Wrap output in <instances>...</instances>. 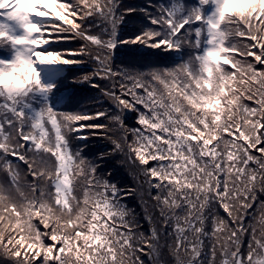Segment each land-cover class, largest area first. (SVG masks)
Listing matches in <instances>:
<instances>
[{
	"label": "snow or ice",
	"instance_id": "1",
	"mask_svg": "<svg viewBox=\"0 0 264 264\" xmlns=\"http://www.w3.org/2000/svg\"><path fill=\"white\" fill-rule=\"evenodd\" d=\"M118 7L0 0V264H264V0L150 3L154 27L120 43L181 59L146 71L111 64ZM86 63L114 110H54L39 66ZM85 132L111 151L82 155Z\"/></svg>",
	"mask_w": 264,
	"mask_h": 264
},
{
	"label": "rangeland",
	"instance_id": "2",
	"mask_svg": "<svg viewBox=\"0 0 264 264\" xmlns=\"http://www.w3.org/2000/svg\"><path fill=\"white\" fill-rule=\"evenodd\" d=\"M168 2L169 0H118L119 7L117 9V15L122 16L123 19L117 25L116 35L113 38L116 42V47L113 49L111 56V64L114 69L146 71L150 68H170L179 63L181 57L175 52H166L162 51L161 49H152L140 43H120V41L131 40L147 28L154 27L150 25L146 12L141 11V9H146L147 13L151 14L154 13L156 9L154 7H150V3L152 5H155L158 3ZM186 2L195 3V0H186ZM126 9H133V11L126 12ZM96 23L99 22L96 21ZM93 31H98V29H93ZM78 46V41H62L53 42L47 47L49 48V50L53 51H64L66 49L77 48ZM0 51H3L2 47H0ZM128 56L138 58H140L141 56H148L151 59V64H145L142 67L138 66L139 64H135L132 61L128 60ZM55 66L57 67V75H59L58 79H62L61 81H59V83H57L58 85L56 87V94L67 96V103H70L71 105H73V103L77 101L76 95L80 93L85 94V97L78 102V106L73 108L75 112L95 111L99 108L114 110L109 101L101 98V94L98 89L93 88L89 82H80V78L83 75L90 73L93 70V66L91 63ZM53 101L55 100L53 99ZM98 101L100 103H97ZM47 103L56 111L63 112L65 109L64 105H61V107H59V105L51 104L49 102ZM124 122L130 128L135 127L136 114L134 112L126 111L124 113ZM82 135H89V133L85 132L82 133ZM98 137L100 136L89 135V138L87 140L76 141L74 142L73 146H85L83 148L82 155H84L88 159L95 160L100 156L101 151H96L95 149L91 148L90 145L92 144V141L98 142ZM111 148L112 145L107 148V150L111 151Z\"/></svg>",
	"mask_w": 264,
	"mask_h": 264
},
{
	"label": "trees",
	"instance_id": "3",
	"mask_svg": "<svg viewBox=\"0 0 264 264\" xmlns=\"http://www.w3.org/2000/svg\"><path fill=\"white\" fill-rule=\"evenodd\" d=\"M157 56V55H154ZM128 60L132 61L135 64H139L138 66H143L145 64H151V59L148 56H141L140 58L138 57H127ZM134 64V65H135ZM81 94V93H80ZM78 94L76 95V102L71 105L70 103H67L64 106V111L68 112H75L73 108L78 106V102L85 97V94ZM95 106V103H94ZM63 111V112H64ZM100 122V121H97ZM94 139V138H92ZM99 140L98 142L92 141V144L90 145L91 148L95 149L96 151L100 150V154L102 152H110L107 150L111 146V144L107 141L104 140L102 137H98ZM76 147V146H75ZM86 152V151H84ZM101 168L104 169L105 171H111L112 176L109 177V180H111L113 183H116L119 187L123 189H127L128 187H133L134 182L132 177L129 175L128 171L121 167L120 165L115 163V160L113 158H108L106 162L101 163ZM124 203L127 204V206L130 209H133L135 213L138 215V218L141 220V223L143 224L142 230L147 232L148 225L146 221L143 220V213H142V205L141 202L135 197V196H129L124 200ZM145 261H147V257H144ZM150 264V262H148Z\"/></svg>",
	"mask_w": 264,
	"mask_h": 264
}]
</instances>
